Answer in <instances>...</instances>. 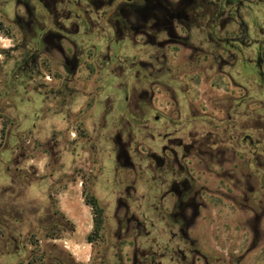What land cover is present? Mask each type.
<instances>
[{
	"label": "flooded vegetation",
	"instance_id": "obj_1",
	"mask_svg": "<svg viewBox=\"0 0 264 264\" xmlns=\"http://www.w3.org/2000/svg\"><path fill=\"white\" fill-rule=\"evenodd\" d=\"M12 6L16 9L9 17ZM256 14H264V0H0V28L12 26L25 46L17 73L29 67L36 81L50 72L53 99L62 106L66 124L83 114V109L77 113L72 108L85 97L86 106L101 113L94 126H113L104 137L112 146L110 156L134 177L121 190L120 168L112 174L113 203L124 210L123 216H113L119 233L113 247L122 249L124 235L133 229L132 264H243L245 227L259 219L257 198L264 195V124L251 127L253 136L246 134L240 111L245 91L258 94L252 104H264L259 100L264 96V24ZM6 18L12 22L5 23ZM239 19L246 28L233 22ZM235 71L237 77L248 74L251 88L236 80ZM213 74L228 78L240 91L237 125L217 132L212 121L198 129L197 118L181 113L196 108V94L184 78L193 86L195 79ZM84 81L93 82L91 90ZM157 91L164 92L179 117L156 114ZM204 106L222 109L212 96ZM170 128L174 130L167 132ZM219 131L232 134L220 138ZM226 154L232 160L223 162ZM150 160L157 164V177ZM202 161L206 165L198 167ZM138 180L144 193L136 199ZM86 190L85 202L98 200ZM139 201L143 210L156 206V231L146 212L141 218L131 213L130 205ZM220 208L233 219L218 226L216 236L225 243L219 246L217 237L212 245L213 232L208 241L197 227L204 211L215 209L209 220H221ZM91 210L93 220H107L103 209L96 215ZM245 213L250 214L246 221ZM116 259L125 264L122 257Z\"/></svg>",
	"mask_w": 264,
	"mask_h": 264
},
{
	"label": "rangeland",
	"instance_id": "obj_2",
	"mask_svg": "<svg viewBox=\"0 0 264 264\" xmlns=\"http://www.w3.org/2000/svg\"><path fill=\"white\" fill-rule=\"evenodd\" d=\"M15 9L14 6L9 8V17L14 15ZM19 12L22 13V10ZM255 16L263 26L264 14ZM10 22V19H5V23ZM233 22L246 28L240 19ZM247 22L250 20L247 19ZM21 37L12 26L0 28V128L4 129L0 160L11 164L12 168L19 167L15 172L18 185L14 195L3 193V190L10 187L11 180L3 174L0 175V264H82L83 261L77 260L73 255L75 243L88 244L92 247L88 249H93L92 261L84 264H116L119 260L116 259L117 255L123 258L125 264H132L136 251L133 249V242L137 237L133 229L124 235L122 249L113 247L117 244L119 235L113 220L114 213H119L120 217L124 215V210L117 209V205L113 203L115 197L111 195L114 188V168H120L118 177L121 190L130 182L125 184L126 179L134 180L128 167L115 163L114 156H110L112 146L104 137L114 128L112 125L94 126L93 122H98L101 113L98 112L99 109L94 111L86 106L85 97H80L72 108L75 112L83 109V114L74 116V121L66 124L62 116V106L53 99L51 85L55 79L50 72L44 71L45 75L37 77L36 81L31 78L29 67H26L23 73H17L22 50L25 48L21 44ZM16 74L18 77H15ZM234 75L239 83L243 82L246 87L251 88L246 82L248 74L237 77L235 71ZM184 80L196 94V99H193L196 108H183V118H197V128L204 130V124L212 121L210 127L215 132L217 128L237 125L236 99L240 94L237 85H232L228 78L220 79L215 74L195 79L193 86L190 79ZM84 82L82 85L87 86L88 91L91 90L93 82ZM210 96L213 97L214 103H220L222 109H207L204 106V100ZM253 96L258 98V94L245 91V108L240 110L248 128L246 134L251 136L256 134L251 127L264 124V104H252ZM259 100L264 102V96L261 95ZM171 103L164 99V92L157 91L154 103L156 114L163 116L169 113L173 118L179 117L174 114L175 109ZM166 106L172 107L171 110L165 109ZM258 114L261 115V120L258 119ZM77 117L83 118L85 123L78 122ZM173 130L174 128H170L166 131ZM188 132L189 130H186V133ZM218 133L220 138H229L232 134L230 131L225 134L220 131ZM149 145H152L151 141ZM134 160L138 161L137 158ZM220 160L225 162L232 159L226 154ZM151 163L153 162L149 165L155 170L152 176L157 177V164ZM196 165L204 167L206 164L202 161ZM255 166L257 171L259 164ZM245 171L247 181L250 174L247 164ZM24 173L29 175V181H26ZM263 175L264 173H261V177ZM152 176L150 175L148 180L151 187L155 186ZM85 187L86 191L91 190L100 200L104 217L107 218L102 222L98 219L99 223L94 230L92 210L84 206L82 197ZM137 188L135 198L139 199L144 193L141 180H138ZM257 200L260 202L259 219L252 221L244 231L243 264H264V195L259 196ZM139 204L142 202L130 205L131 213L141 218L146 212L150 221L152 220L150 223L155 224L153 230L156 231V206L143 210ZM66 206L69 208L66 209ZM63 209H66L68 214ZM10 210H13V218L6 220L4 215ZM214 211L215 209L212 212ZM219 211V217L222 218L219 221L216 218L209 220L211 210L204 211L198 220V233L207 235L208 241L214 236L212 245L215 244L214 238L218 235L220 223L233 219L230 212L226 215L222 208ZM249 215L245 213V221ZM141 240L139 235V241ZM217 241L219 246L225 244L219 237Z\"/></svg>",
	"mask_w": 264,
	"mask_h": 264
},
{
	"label": "trees",
	"instance_id": "obj_3",
	"mask_svg": "<svg viewBox=\"0 0 264 264\" xmlns=\"http://www.w3.org/2000/svg\"><path fill=\"white\" fill-rule=\"evenodd\" d=\"M3 133H4V129L2 130V139H3ZM2 146V143L0 144V147ZM19 170V167H15L12 168L11 164H7L6 162H4L3 159L0 160V175H5L7 178H9L11 180V184L10 187L3 190V193H10L11 195L15 194L16 191V185H18V181H17V177L15 175V172H17ZM23 175H25L26 181H29V175L27 173H24ZM2 193V194H3ZM86 204L90 207L93 208L94 210V214L96 215L97 213H101L102 214V207L101 205L98 203V200L96 199L95 202H93L92 200L90 201L89 199L86 200ZM2 212L0 211V216H1ZM6 220L7 219H11L13 218V210H10V212H7V214L4 215ZM99 218H94L93 222H94V228H96L97 224L99 223ZM100 222H102V220H100ZM89 242L91 243L92 241L89 239Z\"/></svg>",
	"mask_w": 264,
	"mask_h": 264
},
{
	"label": "crops",
	"instance_id": "obj_4",
	"mask_svg": "<svg viewBox=\"0 0 264 264\" xmlns=\"http://www.w3.org/2000/svg\"><path fill=\"white\" fill-rule=\"evenodd\" d=\"M1 127V126H0ZM2 142V129L0 128V144ZM85 202V201H84ZM84 206L86 208H89L91 210V207L88 206L85 202ZM69 208L68 206H66V209ZM66 209H63L64 212H66L65 210ZM67 213V212H66ZM68 214V213H67ZM93 228H94V222H93ZM90 243V242H89ZM90 247V245L88 244H79V243H75L74 244V249L73 250V255L74 257L77 259V260H82V264H84V262H90L91 260V256H92V250L93 249H88ZM92 248V247H90Z\"/></svg>",
	"mask_w": 264,
	"mask_h": 264
}]
</instances>
